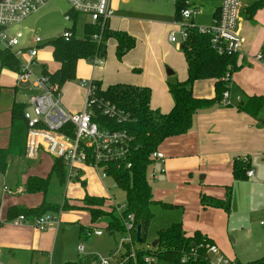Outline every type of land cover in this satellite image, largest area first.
Masks as SVG:
<instances>
[{
    "label": "rangeland",
    "instance_id": "obj_1",
    "mask_svg": "<svg viewBox=\"0 0 264 264\" xmlns=\"http://www.w3.org/2000/svg\"><path fill=\"white\" fill-rule=\"evenodd\" d=\"M194 1L199 5L200 10L193 15V25L198 27L208 26L211 20L210 13L213 6H215L218 1ZM253 1L255 0H246L245 3L242 1V5L245 4L248 6ZM124 8L125 16L131 20L132 25L134 24L133 26L135 27V22H141L142 28L148 29L149 31H157L155 25L158 22L164 23L161 25V29H159L160 31L156 35L157 44L151 47L144 41V38H141V40H143L141 44L136 43L134 49L126 54L122 61H118L115 56L114 40H108L106 43V59L102 61V66L94 67L92 63L87 61L80 62L77 65L76 79L63 87L61 91L62 102L68 109H72L79 105L81 106L86 99V92H83L82 95L77 94L78 82H97L105 88L108 85L119 83L120 80H126L129 77L135 79V76L138 75L133 71L132 61L142 64L146 57L152 59V75L155 74L158 76L159 70H161L162 73V80L160 82L158 80L154 81L152 77H148V83L152 88L151 91L153 90V96L155 98H158L160 91H162L166 85L173 84L177 82V80L181 82L187 79L185 62L183 54L180 51V44L158 41L160 36L163 37V39L165 37L167 39L171 32L178 33L180 30L176 21L173 20V0H129V3ZM68 12L69 6L64 0H52L39 11L26 18L23 22L12 27L9 33L15 34L16 32H21L25 37L38 36L44 43L52 42L60 37L65 29L71 27V24L64 21L63 18L64 14ZM243 20L244 27L254 25V20L261 24V26H264V11L258 12L253 21L247 19ZM86 21L87 18L84 16L79 18L76 27L77 38L82 37V28ZM241 24L242 23L239 22L240 36H242ZM165 27L166 29L169 27L167 32H163V28ZM254 31L257 32L256 34L260 33L259 29ZM47 51H49V48L47 50L44 49V52ZM255 57L256 55H253L251 58ZM41 62H43L49 70L55 69V65L50 58H44ZM158 67L159 70L157 71ZM139 68L144 70L141 65L138 66V69ZM167 71H172L174 75L168 77ZM146 76H150V73H146ZM228 83L230 84V82ZM127 84L132 83L127 82ZM0 86L4 88L0 96V140H7L9 134L10 106L13 102L25 103L27 101L24 92L21 90L26 88V86L22 84H18L17 86L13 75L2 73V71L0 72ZM14 88L16 89V93ZM234 92V88H231L229 91L230 100L227 106H225L226 109L229 106L236 109L239 104L234 97ZM213 94L214 83L212 80L197 81L193 86V95L198 98H210ZM79 96L80 98H78ZM242 100H245V97H242ZM257 121L264 122V104L259 112ZM262 127H264V123ZM249 135L252 136L251 133L246 130L237 132L232 131L229 142L227 135L223 136V142L230 144L232 147L235 146V148L242 152L239 158L249 159L250 169L254 170L255 176L253 179L236 181L233 175L230 174V183L227 185L231 187L230 213L227 215L221 210H214L223 213L222 222L220 221V217L217 216V212H215V214L207 212L205 216L188 208L184 209L179 207L176 210L170 211L165 210L160 205H153L151 211L154 218L148 228L145 244H143L142 247H136L145 250L149 249L152 243L157 241L156 233L159 230L165 229L170 224L182 220V228H189L197 222L202 225V228L208 232V236L215 240L216 248L220 256L230 261V264H247L263 258L264 225H261V223L264 222V150H258L257 144L250 145L251 138L248 139ZM0 144L2 145L1 141ZM247 148L249 152L244 151L247 150ZM161 149L162 147L158 148L159 151H161ZM40 159L41 162L27 161L31 170L35 172V175L41 176L43 179L49 178L47 192L45 195L41 194V200L36 209H38L43 202L56 203H50V205L54 206V209L55 207L61 209L63 205H67L68 208L66 211L60 210L58 214L46 213L43 216L55 217L56 221L59 222L56 216L60 215V219L62 217H69L71 221L75 223L73 225L66 223L60 225L56 244H54L51 252L45 256L47 260L44 259L41 264H48L47 261L49 259L51 260L50 264H65L66 262L78 263L86 259L97 258H113V260H116V258H118L119 243L124 238H127V235L121 233H114L113 236L108 235V231L105 229L107 227V220L90 221L88 214L78 209V204L80 203L78 199L83 196L79 183L72 181L59 185L58 180L50 175L54 162L53 158L51 156H41ZM11 169L12 167L8 168V172ZM103 182L107 187L108 196L112 199L114 204L119 207H124L126 204L124 191L117 188L111 179L103 180ZM148 182L152 192L155 194L156 189H159L163 194H169L171 191L175 190L174 185H163L161 179L159 182H155L154 179L148 177ZM6 186L8 187L7 183ZM218 191L220 190L218 189ZM223 192L228 194L229 188L228 190L225 188L221 189L222 197L220 198H224L226 195L225 193L223 194ZM171 199L170 197L164 199L165 201L163 203L168 204L169 201H172ZM108 204L109 202L106 203V206H108ZM49 208L52 209L53 207ZM105 211L110 213L114 211V207ZM78 218L81 219L82 223L76 224ZM89 222L92 228L95 227V229H100L102 231L103 236L101 238L93 235L90 237L84 236V240L78 238L79 225L88 226ZM80 245L85 247L84 255L77 254V248ZM210 260L211 264H219L217 262V257L214 255H210Z\"/></svg>",
    "mask_w": 264,
    "mask_h": 264
},
{
    "label": "trees",
    "instance_id": "obj_2",
    "mask_svg": "<svg viewBox=\"0 0 264 264\" xmlns=\"http://www.w3.org/2000/svg\"><path fill=\"white\" fill-rule=\"evenodd\" d=\"M188 0H174V19L180 20V11L186 8ZM220 1V0H216ZM264 9V0L253 2L245 10L246 17L252 19L254 14ZM73 23L78 19L77 14L69 13ZM217 12L215 13V15ZM73 35L72 39L65 42L62 38H57L50 42L53 48L52 58L58 66L56 70L49 72L45 67L42 74L47 78V82L52 87L61 90L66 83L76 79V66L79 61L90 62L93 59H106V43L112 39L115 43V56L118 61H122L125 55L135 47V39L125 32L110 31L108 25L103 29L85 25L82 37L77 38L75 25L69 29ZM186 39L181 44L180 51L183 54L186 64L187 79L184 82L168 84V92L173 100V107L167 114H162L158 110L150 109L151 92L148 88L135 87L131 85L116 84L102 88L100 83L93 82L94 100L102 99L115 105L127 115L126 124L117 125L115 121H108L100 115L96 105L93 106L95 119L102 127H109L111 130L125 129L133 138L134 146L137 150L129 156L131 168L116 169L115 166H108L106 173L111 178L117 188L124 191L126 204L117 215L115 211L108 213L107 209L112 208L106 203L108 199L85 196L80 200L82 206L79 210L85 211L90 221L107 220L105 228L111 234H125L122 220L127 216H133L134 228L130 232L136 246L142 247L145 244L148 228L154 218L151 207L156 204L153 200L151 187L148 182V172L154 165L151 154L158 150L160 145L167 139L183 136L187 134L193 123V117L203 109H209L217 104H222L223 93L229 90V80L233 73L240 67L237 65V55H219L211 46L210 37L200 34L197 27L186 30ZM97 36L99 39L94 40ZM261 55L264 57V47ZM8 70L16 73L19 65L13 55L0 49V72ZM230 76V78L226 76ZM213 80L214 97L212 99H197L193 97L192 86L196 81ZM0 86V96L3 91ZM264 104L263 97L248 98L243 104L238 105V109L248 116L257 119ZM25 105L23 103H12L10 109V127L7 147L0 149V171L5 167L6 158L11 155L24 156L26 147V122L23 117ZM98 117V118H96ZM264 122H262L263 124ZM105 125V126H104ZM250 171V161L247 158H237L232 165V175L236 181L248 179L246 173ZM50 175L54 176L59 185L65 183L66 171L62 160L54 159ZM49 185V178L38 179L29 178L26 182L25 192L30 194H46ZM225 200H214L202 197L200 203L203 208H213L222 210L225 213L230 211L231 192L229 188ZM49 204V205H48ZM164 209H170V205L159 203ZM53 207L50 209L49 207ZM49 208V209H48ZM67 205L61 209L43 202L38 209L21 210L18 216L27 215L34 218L43 216L46 213L58 214L59 211H66ZM17 217V216H16ZM140 227L141 243L136 242V228ZM83 230H79L80 237ZM156 246L149 249L136 247L135 258L128 259L125 264H145L143 259L150 256L156 264H211L208 247L214 246L211 239L195 231L191 236H187L181 223H174L156 233ZM129 248L126 246L123 256L127 257ZM96 259H86L78 263L67 264H95ZM247 264H264V257Z\"/></svg>",
    "mask_w": 264,
    "mask_h": 264
},
{
    "label": "crops",
    "instance_id": "obj_3",
    "mask_svg": "<svg viewBox=\"0 0 264 264\" xmlns=\"http://www.w3.org/2000/svg\"><path fill=\"white\" fill-rule=\"evenodd\" d=\"M188 1L191 4L195 5L198 10H200L199 5L196 4L194 0H188ZM242 1H244L245 3L246 0H242ZM253 2H251V4ZM128 3L129 0L110 1L112 18L108 21L107 24L109 30L114 32H125L127 35L135 39V42L139 44H141V41H143L141 40V38H144V41L148 45L154 47L157 44L156 35L160 31L159 29H161V25H163L164 23L158 22L155 25V27H157V31L156 30L149 31L148 29L142 28L141 22H135L136 27L133 26L134 24L132 25L131 20H129V18L125 16L124 7ZM173 5H174V0H173ZM219 6H220V1H218V3L215 4V6H213L212 11L210 13L211 20L215 15V13L218 11ZM248 6L245 4L242 5V11H241L240 23H242L241 37L243 39V44L241 45L239 54L237 55V65L240 67V69L232 74L229 84L230 86L228 90L229 93L230 89L234 88L235 91L234 97L236 98V101H238L239 104H243L248 98L251 97L264 98V64H262L256 58L259 54H261L262 48L264 47V26H261V24L257 23L254 20L256 14L258 12L264 11V9L258 10L254 14L252 19H248L245 14V10L248 8ZM173 15H174V10H173ZM243 19H247L249 21L254 20L253 21L254 25H248L244 27L243 24L244 22H242L244 21ZM173 20L175 19L173 18ZM78 21H79V17L75 23H71V27L69 29H71L74 25L75 27H77ZM191 22L193 23L192 19ZM84 26L85 24H83V27ZM195 27L198 26L195 25ZM168 29L169 27L167 29L166 27L163 28V32H167ZM257 29H259L260 31V33L258 34H256L257 32L254 31ZM164 39L163 37L160 36L158 41H163L165 43L169 42L168 38L166 39L165 37ZM48 48L49 51L44 52L43 50L39 54V63L42 67H45L47 71L52 72L56 70L58 66L54 63L52 58L53 49L51 47ZM48 48H46V50ZM250 55L252 56L256 55V57L251 58L252 56ZM44 58H50V60H52L53 64L55 65L54 70H49V68L46 67L43 62H41L43 61ZM80 62L82 61H79L77 65ZM132 65H133L132 68H134L133 71L138 76H135V79L129 77L126 80H120V82L116 84H124L135 87L148 88L151 92L150 109L158 110L162 114H167L173 107V100L168 92L167 85L165 88L162 89V91H160L158 98L157 97L155 98L153 96V90L151 91L152 88L148 83V77H152L154 81L158 80L160 82L162 80V73L161 70H159V67L157 68V71L159 70L158 76L155 74L152 75V59L149 57H146L145 61L142 64H138L137 62L132 61ZM140 65L143 66L144 70H142L141 68L138 69V66ZM185 69H186V64H185ZM76 70H77V66H76ZM142 72L143 74L141 75ZM2 73H9L13 75L15 81V73L10 72L8 70H2ZM146 73H150V76H146ZM168 73H170L169 75L167 74L168 77L174 75L172 71H169ZM127 82H130L132 84H127ZM212 82L214 83L213 80ZM195 83L193 84V86L195 85ZM116 84H112V85H116ZM193 86H192V94H193ZM62 89L60 90V94ZM14 91L16 93L15 88ZM83 92L84 90L80 88L79 85L77 84V94L82 95ZM24 96L27 98L25 93ZM241 96L245 97V100H242ZM193 97L197 99H212L214 97V94L210 98L209 97L198 98L194 95ZM78 98H80V96ZM61 103L62 106L71 113H76L80 111L83 105L81 104V106L79 105L72 109H68L65 105H63L62 94H61ZM9 127H10V120H9ZM240 130H246L251 133L252 136L249 135L248 137V139L251 138L250 145L257 144L258 150L261 149L264 150V127H262V122H258L257 119L248 116L244 112L240 111L238 108L235 109L229 106L226 109L225 106L222 104H217L209 109H203L199 111L197 114H195V116L193 117L192 128L187 134L165 140L160 145V147H162L161 151L165 156V160L162 164L155 163L151 167L150 171L151 170L154 171L156 175V179H154L155 182H159L161 179L162 181L161 183L163 185H168V186L174 185L175 190L171 191L170 192L171 194L170 193L163 194L159 191V189H156V194L152 192L153 200L156 202L155 205H159V203H163L165 201L164 199L170 197L172 198L171 199L172 201H169L168 204L166 203L163 204L170 205L171 207L170 209H165V210L171 211V210H176L179 207H182L184 209L185 208L191 209L201 215H205V213L207 212H211L213 214L217 212L216 214H218L217 216L220 217V221L222 222V216H223V213H221L222 210L214 211L218 209L203 208V206L200 203V199L204 197L208 199L223 201L226 198V195L224 196V198H220L222 197L221 189L225 188L226 190H228V188H230V192H231V187H228L227 185L230 183V174H232V165L234 160L239 158V155L242 152H240L237 148H235V146L232 147L230 144L223 142L224 139L223 136L227 135V139L229 142L231 138V132L232 131L237 132ZM8 138H9V134H8ZM8 138L7 140H0L2 142V145L0 144L1 145L0 149H4L7 147ZM244 151H248V148L247 150ZM41 156H49V155L41 153L38 155L37 159L35 160H28L24 158V156H16V155L8 156L6 158L5 167L3 168V171H1L11 191L9 195H5L2 199V222L0 226V254L5 264L43 263L44 259L47 260V257L45 256H47L51 252V250L54 247V244H56L57 234L60 230L59 229L60 225L62 223H66L70 225L75 224L74 222L71 221L69 217H62L60 219V215H59L56 216L58 217L59 222L56 221L55 217H52L54 219V224L50 226L48 230L40 232L32 227L33 217L25 215V217L28 219L26 224L18 227L12 225L11 221L12 219L16 218V216L19 215L18 214L19 211L34 210L37 208V205L40 203L41 193H35V194L26 193L25 186L29 178L43 179L41 176L35 175V172L32 171L29 165L27 164L28 163L27 161L41 162L40 161ZM10 167H12V169L8 172V168ZM160 170H163V173H160ZM250 171L253 172V175L251 178L248 179H253L255 176V172L253 169H250ZM76 182L79 183L83 195L82 198L78 199V202H80V200H82L86 195L90 197H98L104 199L110 198L108 196V192L106 190L107 187L105 186L104 182L100 180L96 175V173L91 169H87V168L82 169L79 179ZM218 189L220 191H218ZM224 193L226 194V192H223V194ZM49 203L56 204L53 202H49ZM78 206L79 207L82 206L81 202L78 204ZM229 213H225V214L228 215ZM80 222L81 219L78 218L76 224H79ZM175 223H181L182 225V220ZM90 227L91 224L89 222L88 226L79 225V230L82 229L84 231L83 235L86 237H90L91 235L95 236L94 231L100 230V229H95V227L94 228L91 227L92 228L91 229ZM182 230L187 236H191L195 231H199L202 235H205L206 237L211 239L214 243V246L216 247L215 240L210 236H208V232L204 230L202 228V225L198 224V222L189 228H182ZM108 235L113 236V234L109 232ZM84 236L80 237V234L78 232L79 239L84 240L85 239ZM102 236L103 234L100 237L98 236L95 237L101 238ZM84 253H85V247H84ZM50 262L51 260L49 259L47 263L50 264ZM67 263L70 262H66L65 264Z\"/></svg>",
    "mask_w": 264,
    "mask_h": 264
},
{
    "label": "built area",
    "instance_id": "obj_4",
    "mask_svg": "<svg viewBox=\"0 0 264 264\" xmlns=\"http://www.w3.org/2000/svg\"><path fill=\"white\" fill-rule=\"evenodd\" d=\"M50 1L52 0H0V49L10 52L17 60L19 71L15 73V82L17 85L26 86L22 89L27 96L23 113L27 128L24 158L35 160L43 153L53 159L62 160L66 171V183L77 181L82 169L86 168L93 170L102 181L111 179L105 171L106 168L112 165L116 169H130L131 163L128 158L137 147L134 146V138L125 129L111 130L109 127H102L103 125L95 119L92 108L96 105L103 118L115 121L117 125L126 124L127 115L108 101L94 100L95 85L92 81L78 83L86 92L81 110L76 113L67 111L62 106L60 90L47 82V78L42 74L43 67L39 63V54L48 46L51 47L50 42L44 43L38 36L25 37L21 32L9 33L12 27L23 22ZM64 1L69 6V12L64 14L63 18L69 24L73 23L69 13L77 14L79 18L86 17L85 25L100 29H103L112 18L111 0ZM185 5L186 8L180 11V20L176 21L180 28L179 32H171L168 36V41L172 44H182L186 39V30L195 27L191 19L199 10L189 1H186ZM241 9L242 0H220L217 14L213 16L211 23L206 27H197L200 34L210 37L211 46L219 55L239 54L243 44L239 32ZM72 37L68 28L58 38L68 42ZM93 39L99 38L94 36ZM256 58L264 64V57L261 54ZM89 63L94 67L102 66V60L96 58ZM226 77L230 78L228 75ZM229 99L228 91L223 93L222 105L227 106ZM151 159L154 164H162L165 156L156 150L151 154ZM160 173H163V170H160ZM252 175V171L246 173L247 178H251ZM148 177L156 179L154 171L149 170ZM10 193L0 171V226L2 199ZM108 202L112 208L114 207L117 215H120L124 207L115 205L111 198H108ZM27 221L25 216L20 215L12 219L11 223L18 227ZM122 221L126 231L124 235H127V238L119 243L118 258L114 261L112 258H97L95 264H125L128 259L135 258L137 248L130 234L134 228L133 216L129 215ZM53 224L54 219L51 216H41L32 220V227L40 232L48 230ZM261 225H264V222ZM94 235L100 237L102 231L95 230ZM126 246L129 248V254L121 258ZM77 252L84 255V247L80 245ZM208 254L216 256L219 264H230L220 256L215 246L208 247ZM143 262L156 264L150 256L145 257ZM0 264H5L1 254Z\"/></svg>",
    "mask_w": 264,
    "mask_h": 264
},
{
    "label": "water",
    "instance_id": "obj_5",
    "mask_svg": "<svg viewBox=\"0 0 264 264\" xmlns=\"http://www.w3.org/2000/svg\"><path fill=\"white\" fill-rule=\"evenodd\" d=\"M181 48V47H180ZM169 71H167V74L169 75L170 73H168ZM136 242L137 243H141V238H140V227L136 228ZM156 242L152 243V248H154L156 246Z\"/></svg>",
    "mask_w": 264,
    "mask_h": 264
}]
</instances>
